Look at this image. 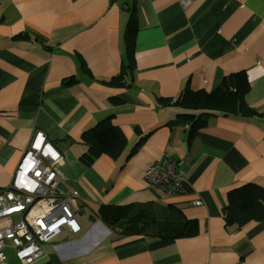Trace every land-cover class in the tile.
Segmentation results:
<instances>
[{
  "label": "crops",
  "instance_id": "0c3cea01",
  "mask_svg": "<svg viewBox=\"0 0 264 264\" xmlns=\"http://www.w3.org/2000/svg\"><path fill=\"white\" fill-rule=\"evenodd\" d=\"M132 8L134 68L110 84ZM240 71L257 114L203 118L172 103L185 87L211 92ZM108 116L122 151L84 160L83 133ZM35 129L63 155L80 231L64 227L39 259L12 254L8 264H264V0H0V190ZM167 160L183 178L173 195L144 179ZM247 183L255 201L241 209ZM116 204L170 205L197 231L167 244L111 231L97 211Z\"/></svg>",
  "mask_w": 264,
  "mask_h": 264
},
{
  "label": "built area",
  "instance_id": "2783aa9c",
  "mask_svg": "<svg viewBox=\"0 0 264 264\" xmlns=\"http://www.w3.org/2000/svg\"><path fill=\"white\" fill-rule=\"evenodd\" d=\"M62 164L61 152L43 131L35 129L10 183L0 190V264H8L7 251H12L18 261L31 263L43 255L44 245L64 227L72 233L80 231L75 218L78 191L68 185L61 173ZM144 179L173 195L183 178L175 171L174 161L167 160L148 165ZM199 203L198 199L193 201L194 205Z\"/></svg>",
  "mask_w": 264,
  "mask_h": 264
},
{
  "label": "trees",
  "instance_id": "16d2710c",
  "mask_svg": "<svg viewBox=\"0 0 264 264\" xmlns=\"http://www.w3.org/2000/svg\"><path fill=\"white\" fill-rule=\"evenodd\" d=\"M134 8L127 22L125 30V63L120 71L112 77L108 83L121 85L127 70L134 68V37L136 34ZM73 82V77L65 80ZM248 89V81L244 72L229 74L223 78L220 85L211 92L203 90H191L185 87L179 98L172 101L173 104L187 109H201L205 112L199 114L206 118L210 110L219 111L224 115L257 114L249 108L244 100ZM194 120L196 116L187 115ZM88 149L83 159L89 161L101 153H108L117 157L125 145V138L119 129L111 123V116L100 120L94 127L83 133ZM254 186L247 183L240 187L238 195L241 209H247L254 203ZM233 192L229 193L231 198ZM230 206V205H229ZM228 206V207H229ZM227 207L226 219L229 211ZM232 215V214H231ZM97 217L109 230L119 231L124 234L156 237L158 244H167L178 237L190 236L196 233V221L188 219L183 213L170 205H139L129 208L127 205H102L97 211ZM95 219V218H94ZM45 264H53L47 261Z\"/></svg>",
  "mask_w": 264,
  "mask_h": 264
},
{
  "label": "rangeland",
  "instance_id": "374dc122",
  "mask_svg": "<svg viewBox=\"0 0 264 264\" xmlns=\"http://www.w3.org/2000/svg\"><path fill=\"white\" fill-rule=\"evenodd\" d=\"M82 213V212H81ZM77 216L79 217V214H77ZM61 235V234H60ZM7 253H8V257L10 258V257H12V253H11V251H7Z\"/></svg>",
  "mask_w": 264,
  "mask_h": 264
}]
</instances>
